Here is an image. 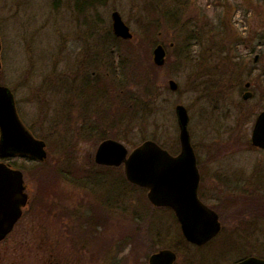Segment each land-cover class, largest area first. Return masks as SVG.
Returning <instances> with one entry per match:
<instances>
[{
	"label": "rangeland",
	"instance_id": "1",
	"mask_svg": "<svg viewBox=\"0 0 264 264\" xmlns=\"http://www.w3.org/2000/svg\"><path fill=\"white\" fill-rule=\"evenodd\" d=\"M83 1L0 0V83L47 150L43 160L3 158L23 171L28 193L24 225L12 236L18 259L39 264L42 239L73 264H148L153 249L164 247L178 253L175 264H232L264 253V149L251 143L264 110V0ZM114 10L130 39L115 36ZM159 43L162 65L154 60ZM66 75H89L103 89L88 99L84 121L67 103L68 84L59 90L54 82ZM248 81L253 95L243 98ZM179 103L196 153L211 160L201 195L222 220L204 246L183 241L172 212L151 210L147 189H134L123 165L95 161L107 137L129 150L151 138L177 153ZM7 243H0V264Z\"/></svg>",
	"mask_w": 264,
	"mask_h": 264
},
{
	"label": "water",
	"instance_id": "2",
	"mask_svg": "<svg viewBox=\"0 0 264 264\" xmlns=\"http://www.w3.org/2000/svg\"><path fill=\"white\" fill-rule=\"evenodd\" d=\"M112 27L117 36L130 39V26L118 10L112 12ZM1 52V39H0ZM166 50L162 44L154 49V60L162 65ZM1 67V61H0ZM177 88L174 80L170 81ZM246 92L244 98H249ZM180 125L181 150L172 154L155 140L147 139L132 151L118 139L106 138L95 152V161L104 165L124 164L129 181L148 189L154 205L170 206L180 221L185 237L203 244L215 237L221 222L218 213L199 196L200 171L188 129L189 113L184 104L176 106ZM252 141L264 147V110L256 118ZM46 142L36 137L21 119L12 90L0 84V156H31L43 160L47 156ZM23 171L0 160V240L14 227L28 202ZM177 253L172 248H161L149 257L150 264H174ZM237 264H264V259L251 257Z\"/></svg>",
	"mask_w": 264,
	"mask_h": 264
},
{
	"label": "flooded vegetation",
	"instance_id": "3",
	"mask_svg": "<svg viewBox=\"0 0 264 264\" xmlns=\"http://www.w3.org/2000/svg\"><path fill=\"white\" fill-rule=\"evenodd\" d=\"M250 47V55L251 53L253 52V47L251 46H248ZM260 56V53H257L255 55V60H258ZM67 77H58L60 81L58 80H55V84H56V87L59 88L60 90V86L63 85L66 86V84H68V87L66 86L63 90L65 91H68L69 88H70V92H72V96L70 97L71 99H68V102L69 105H74L76 106L77 105V108L79 110V114H78V117L77 119H82L83 121L85 120L86 116H84L85 113H87V110H90V104L91 102L88 100L89 98H94V96L98 93V92H101V90H103L101 87V84H98V83H95V81H93L94 79L92 77H90L89 75H74V76H68L66 75ZM64 78V79H63ZM57 82V83H56ZM251 87V82L248 81L245 85V89L243 90V95L246 93V92H251L252 91L249 89ZM67 88V89H66ZM12 90V89H11ZM13 91V90H12ZM89 91V92H88ZM253 95V93H252ZM16 105H17V102H16ZM18 109V107H17ZM81 110V111H80ZM77 111V110H76ZM75 111V112H76ZM83 113V114H82ZM192 140V139H191ZM251 143L253 144L252 142V139H251ZM193 144V142H192ZM254 145V144H253ZM194 146V144H193ZM254 147H257V148H262L264 149V147L262 146H257V145H254ZM194 150H195V147H194ZM196 152V151H195ZM196 158H197V165H198V168H199V171H200V176H201V179H200V185H199V190H198V193L200 194V197L205 200L202 195H201V184H202V178H203V174H204V169L207 168L208 166V162L209 164L211 163V160H203L202 157L200 155H198L196 153ZM0 160L2 161H6L4 160L2 157H0ZM7 162V161H6ZM207 164V166H206ZM204 170V171H203ZM262 179L264 178V172L262 171ZM252 198H249V200H251ZM264 199V198H263ZM263 202V201H262ZM254 203L253 202H249V205H253ZM263 205H264V202H263ZM210 207H212L217 213H218V216H219V220L220 222L222 223V220H221V216H220V213L217 209H215L213 206L209 205ZM25 207L23 208V212H22V215L20 216V218L16 221L13 229L0 241V243H3V242H8L7 245H6V249L4 250V253H5V264H26V262H24L23 260L21 259H18V256L17 253L18 252H14V248H13V244H12V241H13V238L12 236H14V231L16 230L17 227L19 226H23V225H20L22 223L21 222V219L23 218L24 216V213H25ZM165 208H169L172 210L173 212V215L176 217L175 215V212L172 208L170 207H165ZM103 213V212H102ZM252 213H255V216L257 217L259 212L258 211H255L253 210ZM264 212H262L263 214ZM108 214V213H106ZM101 215V214H100ZM105 215V214H104ZM102 214V216H104ZM264 215V214H263ZM92 219H96L97 217H99V214L98 212L97 213H94ZM89 218L91 219V217L89 216ZM104 218L107 219V216H104ZM177 219V217H176ZM264 220V219H262ZM101 221H104L101 220ZM177 222L178 219H177ZM19 223V224H18ZM19 225V226H18ZM21 231H24L23 228H21ZM219 234V233H218ZM217 234V235H218ZM25 233L21 234V236L19 237L20 240H23V238L25 237ZM215 236L214 238H217L218 236ZM45 236V235H44ZM43 236V237H44ZM45 238V237H44ZM214 238H212L211 240H209L208 242L206 243H203V244H196V243H191L190 241L186 240L185 238H183V241L185 242H189L191 244H194L196 246H204V245H207V244H210ZM46 240L45 239H42L40 240V245H39V248L41 247L39 253H38V256H39V264H73L74 261V257L71 255L69 256V260H66L65 258H63L62 256H59L57 255V251L55 249H50L45 243ZM264 243L262 242V244H260V246H263ZM53 248V247H52ZM2 250L0 249V252ZM150 256V255H149ZM243 256V257H242ZM251 257H258V258H261V259H264V253L263 252H248V253H245L243 255H240L237 259L233 260V263L232 264H237V263H240L242 262L243 260H246L248 258H251ZM63 259H65L66 261H64ZM178 259V253H177V258H176V261ZM71 260L73 262H71ZM175 261V262H176ZM148 264H149V257H148ZM175 264V263H174Z\"/></svg>",
	"mask_w": 264,
	"mask_h": 264
},
{
	"label": "trees",
	"instance_id": "4",
	"mask_svg": "<svg viewBox=\"0 0 264 264\" xmlns=\"http://www.w3.org/2000/svg\"><path fill=\"white\" fill-rule=\"evenodd\" d=\"M101 2H104V0H84L83 1V4L85 5V7L86 6H88V5H95V4H98V3H101ZM83 5V6H84ZM83 6H79V7H83ZM106 136V135H105ZM102 137H104V135L102 136ZM127 182V181H126ZM129 182H127V184H128ZM132 187L134 188V189H138V188H141V187H139V186H137V185H134V184H132ZM150 207V206H149ZM157 209H161V207H155L154 205H151V210H157ZM162 209H165V210H168V211H170L171 212V209H169V208H162ZM176 222H177V220H176ZM178 223V222H177ZM155 250H157V248L155 249H153V251H155Z\"/></svg>",
	"mask_w": 264,
	"mask_h": 264
}]
</instances>
